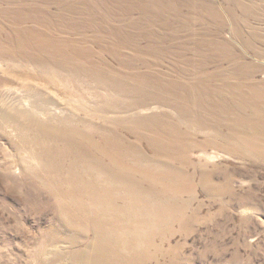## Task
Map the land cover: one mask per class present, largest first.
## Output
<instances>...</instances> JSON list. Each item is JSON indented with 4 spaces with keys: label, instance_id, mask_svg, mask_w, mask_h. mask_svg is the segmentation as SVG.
Segmentation results:
<instances>
[{
    "label": "rangeland",
    "instance_id": "obj_1",
    "mask_svg": "<svg viewBox=\"0 0 264 264\" xmlns=\"http://www.w3.org/2000/svg\"><path fill=\"white\" fill-rule=\"evenodd\" d=\"M26 33L54 46L53 55L33 48L54 67L21 56L17 41L28 40ZM73 63L90 72L75 75ZM197 71L214 74L207 85L219 94L215 99L233 97V132L223 129L229 145L216 139L227 151L193 153L194 189L182 197H192L185 223L157 232L160 250L146 264H264V0H0V264H68V254L80 250L68 243L72 232L61 227L68 222L41 186V149H60L62 142L34 123L62 128L94 119L105 126L102 118L123 117L124 107L149 90L147 81L137 91L110 89L106 79L144 74L159 84L151 92L162 98L168 85L175 93L191 87ZM236 102L246 107L243 114ZM133 113L173 117L174 111L152 103ZM153 151L138 148L146 157Z\"/></svg>",
    "mask_w": 264,
    "mask_h": 264
},
{
    "label": "bare ground",
    "instance_id": "obj_2",
    "mask_svg": "<svg viewBox=\"0 0 264 264\" xmlns=\"http://www.w3.org/2000/svg\"><path fill=\"white\" fill-rule=\"evenodd\" d=\"M26 35L28 40L19 38L17 41L21 56L28 63L44 69L54 67L51 61L40 59L33 50L36 45L53 55L54 46H50L42 35ZM71 66L75 75L90 72L76 63ZM204 72H191L192 85L181 89V93H175L172 84V87H163L167 96L162 98L156 94L153 96L152 86L156 85L157 91L159 84L149 83L144 74L106 79L110 89L137 91V85L147 81L149 90L148 96L132 99L131 106L124 107L123 117L102 118L100 121L105 126L97 124L94 119L74 124L66 121L62 128L34 123L39 133L47 131L51 138L56 135V140L62 142L60 149H41L39 161L45 177L41 186L55 201L59 218L68 222L61 226L63 230L72 232L68 243L80 246V250L68 254V264L155 262V253L160 250L155 239L161 237L157 232L169 228L174 222L179 225L185 223L184 212L192 197H182L194 189L196 170L191 164L193 153L205 155L208 147L227 151L217 144L216 139L229 145L227 132H233L228 126L233 112V97H222L230 102L229 105L222 98L215 99L220 97L219 94L212 85H207L214 74ZM152 103L173 110V117L159 114L147 118L129 114L132 110L147 111ZM234 107L242 114L246 108L237 102ZM211 115L219 118L220 122H211ZM81 124H88V128L84 129L87 126ZM223 129L228 131L223 133ZM191 130H194L193 134ZM122 132L133 141H129L124 133L122 136ZM176 132L180 135L176 136ZM204 132H210V137L203 138ZM241 141L247 145L246 140L241 138ZM141 143L146 149H154L149 157L138 152ZM198 176V183L202 185L204 174L200 172ZM64 180L68 182L66 186H63ZM145 184L146 187L143 186ZM95 192L103 196V202ZM112 192H115L113 197ZM65 196L68 199L62 201ZM86 200L91 208L86 206ZM89 219L92 223L87 222Z\"/></svg>",
    "mask_w": 264,
    "mask_h": 264
}]
</instances>
